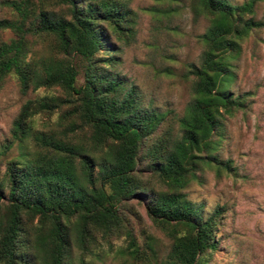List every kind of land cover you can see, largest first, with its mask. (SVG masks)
I'll list each match as a JSON object with an SVG mask.
<instances>
[{
    "label": "trees",
    "instance_id": "1",
    "mask_svg": "<svg viewBox=\"0 0 264 264\" xmlns=\"http://www.w3.org/2000/svg\"><path fill=\"white\" fill-rule=\"evenodd\" d=\"M130 1H0V86L11 77L20 94L34 93L0 146L16 149L0 170V264H90L122 236L116 252L145 264H208L218 248L224 208L202 218L183 189L204 170L233 175L215 150L223 118L246 107L248 93L228 87L241 44L264 30L259 0H189L207 25L197 62L184 64L190 98L180 114L144 106L115 69L135 34ZM136 202L170 240L162 258L151 236L136 243Z\"/></svg>",
    "mask_w": 264,
    "mask_h": 264
},
{
    "label": "rangeland",
    "instance_id": "2",
    "mask_svg": "<svg viewBox=\"0 0 264 264\" xmlns=\"http://www.w3.org/2000/svg\"><path fill=\"white\" fill-rule=\"evenodd\" d=\"M129 7L135 13V34L126 45H119L115 69L137 87L144 106L180 114L190 98L184 64L197 62L201 50L197 36L207 21L192 15L189 0H131ZM170 8L173 10L168 14L164 12ZM6 16L7 11L0 6V18ZM255 17L264 18V0L258 1ZM8 36V32L2 35L4 39ZM74 61L79 84L82 72L78 59ZM233 70L235 78L228 88L233 94L248 93L246 107L223 118L222 138L215 150L219 159L231 160L233 175L224 172L216 179L212 170H204L201 183L191 181L183 192L188 200L201 206L202 218L216 205L224 208L216 231L219 245L208 264H264V30L243 41ZM32 96V92L20 94L11 77L1 84L0 146L20 104ZM15 154V146L0 152V170ZM132 204L137 214L131 222L136 243L140 246L144 236L149 235L157 258L164 257L169 238L151 224L140 203ZM125 244L123 236L114 239L111 247L103 245L98 249L89 263L145 264L126 252H116ZM72 253H77L74 248Z\"/></svg>",
    "mask_w": 264,
    "mask_h": 264
}]
</instances>
